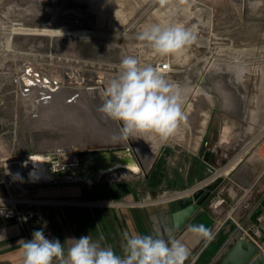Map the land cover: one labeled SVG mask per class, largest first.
Masks as SVG:
<instances>
[{
    "label": "rangeland",
    "instance_id": "obj_1",
    "mask_svg": "<svg viewBox=\"0 0 264 264\" xmlns=\"http://www.w3.org/2000/svg\"><path fill=\"white\" fill-rule=\"evenodd\" d=\"M53 16L58 20L51 24ZM16 23L85 33L12 35ZM149 23L182 24L197 39L179 58L158 57L137 40ZM127 55L157 68L168 63L164 75L185 88L186 120L167 143L148 137L114 141L119 122L98 111L101 93ZM25 69L38 86L42 80L53 87L26 89L20 83ZM209 120L221 133L228 126L236 133L231 147L207 153V179L236 158L235 167L264 172V0H169L164 6L158 0H0V152L9 150L27 169L31 156L69 152L71 145H126L139 173L145 172L166 145L192 150ZM233 174L228 169L216 176V190L233 189Z\"/></svg>",
    "mask_w": 264,
    "mask_h": 264
},
{
    "label": "crops",
    "instance_id": "obj_2",
    "mask_svg": "<svg viewBox=\"0 0 264 264\" xmlns=\"http://www.w3.org/2000/svg\"><path fill=\"white\" fill-rule=\"evenodd\" d=\"M234 133L232 126L221 133V129L213 128L209 120L192 150L182 152L166 145L154 157L147 171L116 173L118 169L93 182H39L31 174L34 170L40 172L38 160L31 156V168L26 169V173L29 170L27 175L36 183L29 182L24 174L20 176L22 179L13 181V192L20 198L37 202L53 237L61 243L67 238L78 239L83 235H91L93 239L103 236L104 244L122 254L125 234L155 236L151 218L156 213L175 211L179 208L178 200L190 195L193 188L212 185L211 197L180 229L173 231L172 237L180 239L190 249L191 255L185 264H192L193 260L195 264H222L238 240L255 244L245 237V232L250 236H255V231L264 235L263 171L256 166L253 169L233 166L230 168L234 172L233 189L216 190L214 182L201 185L209 179L211 168L203 141L215 142L214 146L219 145L222 149L229 148L235 143ZM250 171L254 173L251 177ZM218 194L226 199L227 205L216 214L209 204ZM258 208L262 213L252 219ZM201 223L213 229L214 239L210 243L198 242L187 231L188 225ZM20 241L22 237L16 224L0 223V264H22ZM255 245L259 251H264V246Z\"/></svg>",
    "mask_w": 264,
    "mask_h": 264
},
{
    "label": "clouds",
    "instance_id": "obj_3",
    "mask_svg": "<svg viewBox=\"0 0 264 264\" xmlns=\"http://www.w3.org/2000/svg\"><path fill=\"white\" fill-rule=\"evenodd\" d=\"M158 2L164 6L169 0ZM196 39L192 30L178 23H149L137 34L143 46L162 58L183 56ZM184 96L183 85L171 82L157 67L127 55L101 93L98 111L119 122L114 141L148 137L164 144L179 134L186 120ZM15 178L22 179L19 173ZM187 231L198 242L207 244L214 239L213 229L202 223L188 225ZM104 239L83 235L61 243L47 238L41 229L35 230L30 240L20 241L19 251L22 264H185L191 255L186 244L172 236L125 234L122 254L104 244Z\"/></svg>",
    "mask_w": 264,
    "mask_h": 264
},
{
    "label": "water",
    "instance_id": "obj_4",
    "mask_svg": "<svg viewBox=\"0 0 264 264\" xmlns=\"http://www.w3.org/2000/svg\"><path fill=\"white\" fill-rule=\"evenodd\" d=\"M72 149L73 153L71 157L69 156L71 159L68 160H62V157L67 155L60 150L42 155L47 160L45 165L51 177L48 182L79 180L93 182L100 180L103 175L118 169L131 171L129 169L137 167L138 172L141 170L134 151L126 145H88L73 147ZM60 163L61 166H59ZM29 164L31 165L30 162ZM23 166L25 169L27 168L25 162ZM27 179L31 183L35 182L30 180L29 176ZM192 191L190 195L183 196L178 200L179 208L177 210L158 212L151 218L156 234L164 238L172 236L173 231L180 229L199 207L211 197L212 185L205 188L196 186ZM261 213L262 209L258 208L254 212L252 219L257 218ZM259 243L264 246V235ZM222 264H264V254L259 251L255 244L247 242L245 239H240L231 247Z\"/></svg>",
    "mask_w": 264,
    "mask_h": 264
},
{
    "label": "built area",
    "instance_id": "obj_5",
    "mask_svg": "<svg viewBox=\"0 0 264 264\" xmlns=\"http://www.w3.org/2000/svg\"><path fill=\"white\" fill-rule=\"evenodd\" d=\"M158 69L164 74L169 71L170 67L168 63H161ZM262 145L261 156L264 158V141ZM203 147L210 153H215L216 151L215 146H211L207 141H203ZM23 163L15 155L12 156L8 152H0V223L16 224L20 230L22 240H30L32 233L41 229L47 238L54 239L37 202L20 198L13 192V181L19 179H14L15 174L19 173L20 176L26 174L27 168L25 169ZM209 205L213 213L219 214L222 211L221 209L227 205V201L218 194ZM238 226L240 227L239 224ZM244 235L255 244L262 246L259 241L263 235L258 231H255V236H250L247 232Z\"/></svg>",
    "mask_w": 264,
    "mask_h": 264
},
{
    "label": "bare ground",
    "instance_id": "obj_6",
    "mask_svg": "<svg viewBox=\"0 0 264 264\" xmlns=\"http://www.w3.org/2000/svg\"><path fill=\"white\" fill-rule=\"evenodd\" d=\"M58 20V17L57 16H53L52 18V23H55L56 21ZM16 27H13L11 29V34L12 35H32V36H38V35H45V36H72V37H76V36H83V34L85 33L84 31H79V30H66V29H56V28H27V27H23L22 24L20 23H16L15 24ZM12 37V36H11ZM10 37V38H11ZM33 71V70H32ZM35 72V71H34ZM28 73V74H27ZM20 83L26 87H29V88H32V87H36V88H39V89H45V88H49L46 81H42L40 80V85L38 86V81H36V75H34L32 72H31V69H25L24 71V74L22 76V78H20ZM53 86H50L49 89H51ZM55 87V86H54ZM23 88V87H22ZM57 90V89H56ZM23 91V90H22ZM29 92V91H28ZM49 92V90H48ZM50 92H54V90H50ZM56 92V91H55ZM26 93V91H25ZM39 93V92H38ZM45 94V93H44ZM36 98V97H35ZM40 98V97H39ZM43 99L45 98L46 100V96L45 97H42ZM48 99V98H47ZM50 99V98H49ZM50 101V100H49ZM77 104V103H76ZM86 142V141H85ZM84 142V143H85ZM81 143V142H80ZM87 143V142H86ZM75 144V143H74ZM78 144V143H77ZM103 145V144H102ZM79 147L78 145H71L70 146V151L68 152L65 148H61L59 149L60 151H63L64 154H66L67 156H63V160H68V159H71V154L73 153V147ZM91 146V145H90ZM98 146H101V145H98ZM108 146V145H107ZM111 146V145H110ZM112 146H119V145H112ZM68 148V147H66ZM67 151V152H66ZM70 156V157H69ZM238 159L239 158H236L235 160H233L229 167L228 168H224L222 170H220L219 172H217V174L213 175L212 177H210L206 182L202 183L201 185H207V184H210V183H213L214 182V179L216 178V176L222 174V173H225L228 171V169L232 168L234 165H236V163L238 162ZM33 160H38V171H40V175L39 173L34 170L31 174L32 176L34 177H37L38 181L39 182H48L51 180V177L50 175L48 174V170L46 168V159L42 156V155H39V156H35L33 157ZM43 162V163H41ZM33 165L36 166L37 163L34 161L33 162ZM132 172H138V168L137 167H133L131 169Z\"/></svg>",
    "mask_w": 264,
    "mask_h": 264
}]
</instances>
